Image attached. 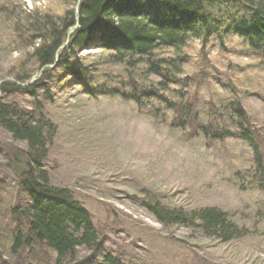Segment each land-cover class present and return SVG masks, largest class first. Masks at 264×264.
<instances>
[{"label":"rangeland","instance_id":"obj_1","mask_svg":"<svg viewBox=\"0 0 264 264\" xmlns=\"http://www.w3.org/2000/svg\"><path fill=\"white\" fill-rule=\"evenodd\" d=\"M76 1L0 0L1 87L17 75L37 78L36 37H51L52 26L69 18ZM182 49L186 63L178 83L166 88L157 84L159 77L146 76L143 65L112 64L103 48L89 47L76 51L75 66H97L89 68L99 70L100 83L84 85L91 93L61 70L50 74V98L41 88L35 95L0 89V102L41 114L53 127L44 129L43 168L85 208L95 228L97 250L77 247L71 260H97L106 252L121 264H264V172L240 139L201 130L233 128L229 103L239 104L260 141L264 167V53L236 35L212 36L206 44L192 38ZM173 53L165 48L158 55ZM130 82L157 88L176 106L167 108L159 97H144L139 106L113 94L130 91ZM25 150V142L0 126V264H58L55 253L35 240L12 252L14 234L24 237L28 223L22 207L16 216L9 210L25 202L13 168L21 166ZM155 203L185 212L216 208L238 232L224 240L199 222L164 225L150 209Z\"/></svg>","mask_w":264,"mask_h":264},{"label":"trees","instance_id":"obj_2","mask_svg":"<svg viewBox=\"0 0 264 264\" xmlns=\"http://www.w3.org/2000/svg\"><path fill=\"white\" fill-rule=\"evenodd\" d=\"M69 14V18L62 21L60 26H52L51 37H45V34L36 37L39 41L33 48L32 56L38 62V68L45 66L37 78L27 83L26 76L17 75L14 79L27 84L20 85L9 79L0 89L21 88L35 95L41 88L43 95L50 98L48 86L51 72H69L70 67H83L82 64L75 66L76 51L89 47L107 49L109 59L126 67H148L144 73L159 77L157 84L160 88L178 83L176 75L186 63L182 48L192 38L206 44L211 36L222 41L226 36L236 35L252 50L264 53V0H79L77 26L72 30L67 44L58 49L65 42L68 29L76 23L72 10ZM165 48L173 49V55H158ZM54 63L52 67L48 66ZM72 79L75 81L76 78L73 76ZM125 86L130 91H114L113 94L139 106L144 97H150L148 101L159 97V101L169 109L176 106L160 96L157 88L141 87L132 82ZM138 90L141 92L139 98ZM148 91L150 94H147ZM229 106L231 120H234V116L236 118L234 127L223 126L219 128L220 133L214 136H235L247 144L256 170L262 175L261 150L254 132L246 126L245 111L234 102H230ZM0 126L13 139L26 143L21 166H13L25 202L9 210L11 215L16 216L22 207L28 223L24 237L19 230L14 234L12 252L22 246L29 247L30 242L35 240L55 253L57 263L61 264L69 257L73 259L77 247L97 250L99 242L88 212L74 200L66 187L53 185L43 168L47 151L44 129L46 126L53 127L41 114L26 113L15 103L6 102H0ZM205 126L202 125L201 130L208 134V126ZM150 209L164 225L199 222L204 232L224 240L233 238L238 232L236 227L229 224L227 214L216 208L185 212L181 209L167 210L155 203L150 205ZM71 259L70 264H121L106 252L101 253L97 260L90 256Z\"/></svg>","mask_w":264,"mask_h":264},{"label":"bare ground","instance_id":"obj_3","mask_svg":"<svg viewBox=\"0 0 264 264\" xmlns=\"http://www.w3.org/2000/svg\"><path fill=\"white\" fill-rule=\"evenodd\" d=\"M103 49L105 51L107 50L105 48H103ZM109 62L112 63V64H117V65L121 64V63H118V62H114L111 59H109ZM82 65H83V67H70L71 69L69 68V72H66L64 74L65 79H67V81H68V80H71L73 78V76H74V78H76L75 81H73V80H71V81L75 82V84L77 86H79L81 89L84 87L85 84L87 85V83L89 84V86H91L90 83L93 82V80H95L96 83L99 82V81H97L98 80V76H99V70L98 69L91 70L89 68V67H97V66H87V65H84V64H82ZM147 69H148V67H142L143 71H147ZM37 71H38L37 73H40L41 72L40 68H38ZM163 73H164L163 75H165L166 71H164ZM151 74L153 75V73H151ZM84 82H86V83H84ZM77 86H76V88H77ZM90 89L91 88H89V87H86V88L84 87V90H86V91H90ZM89 93H91V91ZM147 94H150V91H148ZM206 127L207 126H205V128ZM218 132H219V128L218 127L217 128H214V126H209L208 127V134L209 135H214L215 133H218ZM263 169H264V167H263Z\"/></svg>","mask_w":264,"mask_h":264},{"label":"water","instance_id":"obj_4","mask_svg":"<svg viewBox=\"0 0 264 264\" xmlns=\"http://www.w3.org/2000/svg\"><path fill=\"white\" fill-rule=\"evenodd\" d=\"M78 4H79V0L76 1L75 7H74V9H73V15H74V18H75V20H76V23H74L73 26H71V27L69 28V30H68V32H67V37L70 35L71 30L77 26V20H78V19H77V15H78ZM59 48H62V46H60Z\"/></svg>","mask_w":264,"mask_h":264}]
</instances>
